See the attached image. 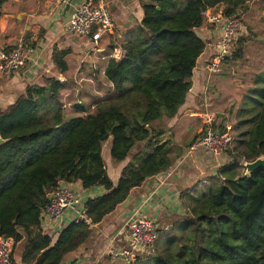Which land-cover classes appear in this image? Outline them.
<instances>
[{
	"label": "trees",
	"instance_id": "obj_1",
	"mask_svg": "<svg viewBox=\"0 0 264 264\" xmlns=\"http://www.w3.org/2000/svg\"><path fill=\"white\" fill-rule=\"evenodd\" d=\"M6 1L0 0V9ZM252 1L156 0L145 6L141 25L129 33L125 57L108 62L105 76L117 99L94 112L76 104L83 116L69 115L61 101L64 85L56 79L44 87H28L15 104L0 110V138L6 141L0 146V236L14 240L11 264H63L91 241L93 230L84 222L65 227L56 243L43 235V210L61 183L105 190L85 205L95 226L132 190L175 165L179 156L172 157L174 136L167 122L184 106L206 49L197 34L204 25L202 13L224 5L227 19L241 21ZM246 41L240 39L226 61L243 59ZM66 55H55L63 73ZM258 85L252 91L257 116L243 122L253 126L239 133L233 159L264 157L263 77ZM110 140L111 160H130L117 184L102 157ZM237 168L226 165L220 169L219 185L189 195L185 218L158 232L153 254L136 264H264V170L245 177Z\"/></svg>",
	"mask_w": 264,
	"mask_h": 264
},
{
	"label": "crops",
	"instance_id": "obj_2",
	"mask_svg": "<svg viewBox=\"0 0 264 264\" xmlns=\"http://www.w3.org/2000/svg\"><path fill=\"white\" fill-rule=\"evenodd\" d=\"M87 1H6L0 9V50H12L19 41L24 40L31 46L32 53L20 71L9 76L0 74V110L15 104L28 87H44L50 79H56L64 85L61 101L64 109L72 116H83L75 107L76 104H83L88 112H94L98 105L104 103L107 95H113V86L105 76L108 62L116 60L114 54L120 51L125 55L124 46L129 33L141 25L145 6L156 0H93L96 4L103 3L116 24L114 34L104 36L98 45L92 39H83L68 31L75 10ZM224 8V5H219L213 9L223 12ZM262 16L264 0H254L242 19L253 24L256 23L254 19ZM197 34L206 42V49L197 61L187 100L177 118L169 121L168 126L174 136L172 154L179 156V159L164 176L149 179L132 190L123 204L101 224L91 228L93 235L88 245L77 254L70 255L63 264H130L123 260H111L108 251L110 246H126L128 234L125 225L135 213L139 212L153 221L157 232H165L172 227L173 223H170L173 218L186 216L185 202L189 195L201 191L202 187L219 185L222 182L220 169L228 164H236L235 159L227 153L215 158L202 147L191 150V146L203 133L201 128L206 126L207 120L204 118L210 115L204 106H207V92L213 77L207 71V65L220 52L222 25L211 26L204 22L197 29ZM258 41L264 43V38ZM63 52H67L64 61L68 67L64 73L55 61V55ZM111 140L103 146L102 157L110 178L117 184L122 170L130 160L120 164L111 161ZM236 172L239 173L238 168ZM60 187H67L79 196L81 204L76 210L67 211L54 224L43 221L41 231L43 235L51 237L53 243H56L65 227L76 222L89 199L106 193L101 187L84 190L80 182L70 185L61 183ZM24 245L25 242L20 245V253Z\"/></svg>",
	"mask_w": 264,
	"mask_h": 264
},
{
	"label": "built area",
	"instance_id": "obj_3",
	"mask_svg": "<svg viewBox=\"0 0 264 264\" xmlns=\"http://www.w3.org/2000/svg\"><path fill=\"white\" fill-rule=\"evenodd\" d=\"M206 24L211 26L222 25V35L219 38L220 52L207 65L210 74L221 73L227 58L233 54L236 40L242 30V23L238 19H227L223 12L207 9L202 13ZM116 24L111 13L100 2L96 4L93 0L78 7L71 17L68 31L80 38L92 39L98 45L106 35L114 34ZM32 53L31 46L21 40L9 51L0 50V74L9 76L23 69ZM125 57L124 52L114 54L117 61ZM213 120L206 122V128L198 140L191 146V150L204 148L208 154L219 158L226 154L234 138L230 131L224 133L214 129ZM247 162L245 163L246 166ZM81 204L79 196L67 187H59L52 193L47 206L42 213V222L56 223L67 211L76 210ZM76 222H84L90 228L94 227L86 215V208L81 211ZM128 239L126 246H110L108 256L113 261H127L136 264L140 259H146L153 254L154 244L158 237L157 229L153 221L146 216L135 213L125 225ZM14 248V240L0 236V264H11V255Z\"/></svg>",
	"mask_w": 264,
	"mask_h": 264
},
{
	"label": "rangeland",
	"instance_id": "obj_4",
	"mask_svg": "<svg viewBox=\"0 0 264 264\" xmlns=\"http://www.w3.org/2000/svg\"><path fill=\"white\" fill-rule=\"evenodd\" d=\"M254 20H256V23H253V25L248 23L246 19H241L242 30L238 35L233 50L236 51L239 40L245 38L247 39L244 44L245 56L239 61H226L221 73L213 74L211 87H209L207 92V97L209 98L206 102L207 106L204 105L210 114L209 116L207 114L208 118H204V120L208 121L211 118H215V120L211 119L213 120L212 125L215 124L220 130L230 131L233 136L234 142L227 153L230 156H236L237 154V140L241 138L239 133H243L253 126L252 123L243 122L248 120L253 122L257 116V111H253L255 103H253L252 98L255 96V92L252 93V91L255 87H259L258 81H260V78H264V43L258 41L260 38H264V16L257 17ZM116 99L117 97L109 94L103 104H108ZM73 102L74 104L77 103L75 99ZM167 124L169 126L170 122L168 121ZM205 127L204 125L201 130L204 131ZM172 157L175 158L177 156L172 154ZM235 159L240 176H245L246 161L238 157ZM111 174L114 175L113 169H111ZM204 186L206 187L207 185ZM202 189H208V187L200 188V190ZM198 192L200 193L201 191ZM184 218L185 215L181 219L173 218L170 223H173L171 226L181 222ZM105 259L108 258L105 257Z\"/></svg>",
	"mask_w": 264,
	"mask_h": 264
},
{
	"label": "water",
	"instance_id": "obj_5",
	"mask_svg": "<svg viewBox=\"0 0 264 264\" xmlns=\"http://www.w3.org/2000/svg\"><path fill=\"white\" fill-rule=\"evenodd\" d=\"M5 143L6 141L0 138V146H2ZM245 168H246L245 177H250L254 172H257L259 170H264V157L246 164ZM159 177H162V176H159Z\"/></svg>",
	"mask_w": 264,
	"mask_h": 264
}]
</instances>
